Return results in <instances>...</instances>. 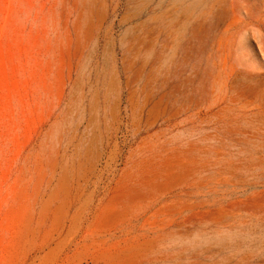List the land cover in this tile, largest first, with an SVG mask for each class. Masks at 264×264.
Returning a JSON list of instances; mask_svg holds the SVG:
<instances>
[{
  "label": "rangeland",
  "instance_id": "1",
  "mask_svg": "<svg viewBox=\"0 0 264 264\" xmlns=\"http://www.w3.org/2000/svg\"><path fill=\"white\" fill-rule=\"evenodd\" d=\"M0 264H264V0H0Z\"/></svg>",
  "mask_w": 264,
  "mask_h": 264
},
{
  "label": "bare ground",
  "instance_id": "2",
  "mask_svg": "<svg viewBox=\"0 0 264 264\" xmlns=\"http://www.w3.org/2000/svg\"><path fill=\"white\" fill-rule=\"evenodd\" d=\"M225 41H226V40H225ZM224 45H225V44H224ZM225 48H226V47H225ZM222 49H223V48H222ZM173 151H174V150H173ZM162 152H164V151L162 150ZM171 153H172V151H171ZM158 154H159V153H158ZM158 154H157V156H158ZM179 154H180V153H179ZM181 154H182V153H181ZM148 155H149V154H148ZM159 155H161V154H159ZM183 155H184V154H183ZM155 156H156V155H155ZM165 156H166V155H165ZM172 156H173V155H172ZM172 156H171V157H172ZM181 156H182V155H181ZM146 157H147V156H146ZM146 157H145V158H146ZM158 157H159V156H158ZM161 157H162V156H161ZM163 157H164V155H163ZM171 157H170V158H171ZM179 157H180V156H179ZM148 158H149V157H148ZM141 159H142V158H141ZM152 159H154V158H152ZM173 159H174V158H173ZM156 160H157V159H156ZM156 160H154V161H156ZM157 161H158V160H157ZM166 162H168V160H167ZM143 163H144V161H143ZM153 163H154V162H153ZM162 163H163V162H162ZM163 164H164V163H163ZM183 164H184V163H183ZM188 164H189V163H188ZM188 164H187V165H188ZM137 165H138V164H137ZM137 165H136V166H137ZM164 165H166V164H164ZM169 165H170V164H168L167 166H169ZM139 167H140V166H139ZM186 167H187V166H186ZM136 168H138V167H136ZM169 168H170V167H169ZM181 168H183V167H181ZM146 169H147V168H146ZM168 170H169V169H168ZM151 171H152V170H151ZM165 171H166V169H165ZM175 171H176V170H175ZM161 172H162V171H161ZM132 173H133V172H132ZM125 174H126V173H125ZM128 175H129V174H128ZM155 175H156V174H155ZM130 177H131V176H130ZM170 177H171V176H170ZM185 178H186V176H185ZM160 179H162V178H160ZM183 179H184V178H183ZM151 180H152V179H151ZM157 180H158V179H157ZM168 180H169V179H168ZM125 181H126V180H125ZM165 181H166V179H165ZM150 182H151V181H150ZM156 183H157V182H156ZM162 183H163V181H162ZM165 183H166V182H165ZM154 184H155V183H154ZM174 184H175V183H174ZM176 185H177V184H176ZM152 186H153V185H152ZM147 187H149V186H147ZM160 187H161V186H160ZM160 187H159V188H160ZM163 187H164V186H163ZM168 187H170V186H168ZM140 189H141V188H140ZM145 189H146V188H145ZM151 189H152V188H151ZM161 189H162V188H161ZM143 190H144V189H143ZM147 190H148V189H147ZM164 190H165V189H164ZM148 191H149V190H148ZM140 192H141V191H140ZM150 192H151V191H150ZM170 192H171V191H170ZM127 194H128V193H127ZM145 194H146V190H145ZM145 194H144V195H145ZM164 194H165V193H164ZM164 194H163V195H164ZM166 194H167V193H166ZM132 195H133V194H132ZM146 195H148V194H146ZM142 196H143V195H142ZM150 196H151V195H150ZM164 196H165V195H164ZM143 197H144V196H143ZM143 197H142V198H143ZM169 197H170V196H169ZM138 198H139V197H138ZM140 198H141V196H140ZM140 198H139V199H140ZM177 198H178V197H177ZM145 199H146V198H145ZM148 199H149V198H148ZM157 199H158V198H157ZM173 199H174V198H173ZM131 200H132V199H131ZM136 200H137V199H136ZM175 200H176V198H175ZM149 201H150V200H149ZM153 201H154V200H153ZM172 202H173V201H172ZM161 204H162V203H161ZM164 204H165V203H164ZM163 206H164V205H163ZM176 207H177V206H176ZM180 207H181V206H180ZM118 208H119V207H118ZM173 208H175V207H173ZM116 209H117V208H116ZM182 210H183V209H182ZM120 213H121V212H120ZM113 217H115V216H113ZM121 217H122V216H121ZM109 218H110V217H109ZM107 220H108V219H107ZM164 227H165V226H164ZM166 228H167V227H166ZM162 229H163V228H162ZM162 229H161V230H162ZM158 230H159V229H158ZM154 240H155V238H154ZM145 244H146V243H145ZM152 245H153V244H152ZM156 246H157V245H156ZM147 247H149V246H147Z\"/></svg>",
  "mask_w": 264,
  "mask_h": 264
}]
</instances>
